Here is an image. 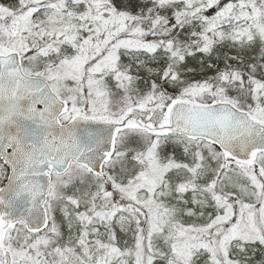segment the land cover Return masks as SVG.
<instances>
[{
	"label": "snow or ice",
	"instance_id": "6c2138e0",
	"mask_svg": "<svg viewBox=\"0 0 264 264\" xmlns=\"http://www.w3.org/2000/svg\"><path fill=\"white\" fill-rule=\"evenodd\" d=\"M0 264H264V0H0Z\"/></svg>",
	"mask_w": 264,
	"mask_h": 264
}]
</instances>
